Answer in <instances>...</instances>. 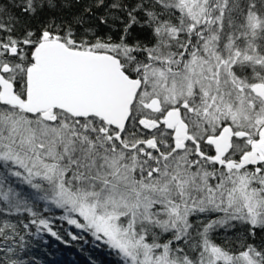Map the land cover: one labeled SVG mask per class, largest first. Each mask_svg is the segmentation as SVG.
I'll use <instances>...</instances> for the list:
<instances>
[{
  "label": "rangeland",
  "instance_id": "rangeland-1",
  "mask_svg": "<svg viewBox=\"0 0 264 264\" xmlns=\"http://www.w3.org/2000/svg\"><path fill=\"white\" fill-rule=\"evenodd\" d=\"M159 1L167 13L177 15L155 31L165 43L162 50L152 51L159 65L139 67L133 57L138 49L133 54L131 49L118 51L126 67L110 53L131 78L137 79L141 70L121 140L93 117L81 122L59 115L47 122L39 114L29 118L15 107H0V219L5 207L28 210L41 203L55 212L54 219L90 232L120 253L126 264H252L249 256L234 258L212 244L208 229L192 228L191 221L219 216L215 227L242 220L264 226V163L226 167L214 160L217 154L199 153L194 143L203 144L210 134L230 127L232 146L226 154L233 137L246 135L235 139L240 154L247 147L245 139L259 132L264 95L253 89L264 86V55L259 53L264 49V0H214L213 5L211 0ZM212 11L206 20L203 14ZM192 33L196 48L174 63L168 45ZM5 48L0 43V54ZM164 59L167 64H161ZM3 66L0 61V70ZM155 104L157 110H149ZM188 104L184 144L193 142L191 154L171 145L168 130L149 128L152 121L144 120ZM98 120L105 126L101 136ZM141 131L148 135L137 136ZM153 137L160 140L159 149L152 146ZM200 154L210 158L202 160ZM181 242L186 251L176 245ZM169 250L179 263L169 262Z\"/></svg>",
  "mask_w": 264,
  "mask_h": 264
},
{
  "label": "trees",
  "instance_id": "trees-1",
  "mask_svg": "<svg viewBox=\"0 0 264 264\" xmlns=\"http://www.w3.org/2000/svg\"><path fill=\"white\" fill-rule=\"evenodd\" d=\"M213 2L211 0V5ZM159 3L162 4L159 0H0V43L6 45L0 61L9 67V71L4 73L13 81L17 94L24 97L27 70L34 62V50L45 37L60 39L75 49L117 54L122 62L125 60L118 51L138 49L133 57L139 67L159 65L155 63L152 51L162 50L165 43L155 31L161 24L171 22L169 17L177 16L174 12L167 13ZM210 14L213 11L203 14L206 20ZM179 37H176L177 42L168 45L169 54L175 56L172 59L174 63L180 58L185 60L196 48L194 33L180 39L182 42ZM203 37L206 39V35ZM11 50L14 53H10ZM259 53L264 55L262 47ZM166 59L161 64H167ZM175 70L179 71V67L176 66ZM140 71L136 72L138 76ZM0 107L5 106L0 104ZM15 109L29 118L33 117ZM55 114L69 116L61 111ZM76 120L82 122L84 119ZM99 123L102 127L97 135L101 136V129L105 126ZM108 129L110 134L116 132L110 126ZM140 134L147 132L141 131L136 135L140 137ZM4 209L6 213L3 211L0 219V264H126L121 261L120 253L96 241L90 232L62 219H54L55 212L45 209L41 203H34L28 210ZM214 217L207 221L196 217L191 221V227L199 228V231L208 229L211 233L207 236L209 241L234 258L245 254L254 260L252 264H264V226L252 227L242 220L231 222L226 227H215L214 220L219 216ZM210 227H213V232L209 231ZM176 245L182 250L186 243ZM169 252V262L179 263V259Z\"/></svg>",
  "mask_w": 264,
  "mask_h": 264
},
{
  "label": "water",
  "instance_id": "water-1",
  "mask_svg": "<svg viewBox=\"0 0 264 264\" xmlns=\"http://www.w3.org/2000/svg\"><path fill=\"white\" fill-rule=\"evenodd\" d=\"M139 80L131 78L119 58L107 52L80 50L59 39L44 40L34 50V62L26 73L24 97L17 94L14 83L0 72V103L18 108L30 115L39 114L53 122L56 110L73 118L96 117L117 130L119 140L131 116ZM264 94V86L253 89ZM166 130L177 126L173 137L182 138L175 147L182 148L188 137L187 125L180 119L179 110L171 109L161 120ZM230 127L211 136L207 143L215 147L218 163L226 167H243L264 163V128L259 139L252 141L250 150L241 161L228 164L223 157L232 146ZM152 144L146 142L147 146Z\"/></svg>",
  "mask_w": 264,
  "mask_h": 264
},
{
  "label": "flooded vegetation",
  "instance_id": "flooded-vegetation-1",
  "mask_svg": "<svg viewBox=\"0 0 264 264\" xmlns=\"http://www.w3.org/2000/svg\"><path fill=\"white\" fill-rule=\"evenodd\" d=\"M177 42V41H176ZM7 71H9V67L8 66H6V65H4L3 67H2V69L0 70V72L4 75V76H6L5 75V73L4 72H7ZM138 78H139V76H138ZM137 78V79H138ZM264 95V94H263ZM185 104V103H184ZM187 104V103H186ZM158 104H155V106L153 107V106H151V107H149V110H152V111H155V110H157V108H158V106H157ZM171 109H177V110H179V116H180V119L184 122L185 121V119H184V111H185V109L186 110H188L189 111V104L186 106V107H183V105L182 106H177V107H173V108H170V109H168L167 110V112L169 111V110H171ZM167 112H165V114H164V116L163 115H161L160 117H154V118H151V119H146V118H144V120L145 121H152L151 122V124L148 126L149 128L150 127H157L158 129H166L165 128V126H164V124L162 123V119L166 116V114H167ZM56 113V112H55ZM56 115V114H55ZM163 116V117H162ZM186 122V121H185ZM186 125H187V123H186ZM188 126V125H187ZM263 127H264V121H263V123L257 128V130H259V132L258 133H256V135H255V137H250V138H246L245 139V144H246V142H247V147H246V149L244 150V152L243 153H237V151L235 150V147H234V143H235V139L238 137V138H241V137H245L246 135H237V137L235 136V137H233V148H232V150L230 151V153L229 154H226L224 157H223V160H227V161H229V162H231V161H236V160H242V157H243V154H245L247 151H249L250 150V144H251V141H256V140H258V138H259V134H260V132H261V130L263 129ZM176 128H177V126H175L174 127V129L173 130H171V131H169V134H170V137H169V141H170V143H171V145L172 146H174L175 147V143H176V140H174V137H173V135H174V132L176 131ZM223 128V127H222ZM222 128L219 130V131H216L215 133H213V134H210L209 136H207L206 138H205V140H204V142H203V144H201L199 141H197V143L195 144L194 143V147L196 148V149H198V152L200 153H202V154H205V155H207V156H212V157H214V156H216V150H215V148H213V147H211V148H209L208 146H209V144L206 142V140L209 138V137H211V136H217V135H219L220 133H221V131H222ZM189 129V128H188ZM116 132H117V130H116ZM235 132V131H234ZM123 136V135H122ZM153 139V145L152 146H156V149L158 148L159 149V142H160V140H158L156 137H153L152 138ZM194 139H196V138H194ZM251 139V141H249V140ZM158 142V144L156 143V141ZM248 140V141H247ZM193 143V142H192ZM191 142H189V139L187 140V142L184 144V146L182 147V151H188V148H189V145H191L192 144ZM206 144V145H205ZM208 145V146H207ZM200 148H199V147ZM151 149H153V147H151ZM203 149V150H202ZM210 151V152H209ZM188 152H190V151H188ZM190 154H191V152H190ZM201 155V154H200ZM201 158H202V160H208V158H210V157H208V158H206V157H204V156H200Z\"/></svg>",
  "mask_w": 264,
  "mask_h": 264
},
{
  "label": "bare ground",
  "instance_id": "bare-ground-1",
  "mask_svg": "<svg viewBox=\"0 0 264 264\" xmlns=\"http://www.w3.org/2000/svg\"><path fill=\"white\" fill-rule=\"evenodd\" d=\"M60 40V39H59Z\"/></svg>",
  "mask_w": 264,
  "mask_h": 264
}]
</instances>
